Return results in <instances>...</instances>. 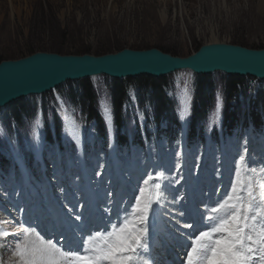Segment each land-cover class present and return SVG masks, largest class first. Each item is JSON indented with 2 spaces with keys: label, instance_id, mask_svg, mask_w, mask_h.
Listing matches in <instances>:
<instances>
[{
  "label": "rangeland",
  "instance_id": "rangeland-1",
  "mask_svg": "<svg viewBox=\"0 0 264 264\" xmlns=\"http://www.w3.org/2000/svg\"><path fill=\"white\" fill-rule=\"evenodd\" d=\"M261 1L0 0V60H19L44 52L60 56H100L115 54L121 49H159L173 57L186 58L200 46L214 43L264 50V6ZM186 77L185 73L165 77L164 89L169 93L177 80L183 84ZM189 81L194 82V78ZM244 82L247 85V98L253 100V95L260 90V86L253 79H244ZM90 84L99 89L97 100L110 102L108 80L101 78L95 82L90 81ZM67 86L69 88L64 86L60 94L74 105L73 102L77 100H71L69 92L78 91V85ZM134 92L138 97L142 95L140 90ZM172 92L175 95L174 88ZM221 92L222 89L218 87L216 94ZM241 92V98L245 101L242 89ZM53 101L51 95H46L42 98L31 97L25 103L31 110L39 105H46L50 109ZM145 104L152 106L150 99ZM74 108L79 110L75 105ZM249 108L252 111L251 104ZM8 113V110L0 111V124L4 125ZM21 122V127L26 128L27 116L22 117ZM250 140L252 135L249 134L245 138V144L251 143ZM241 153L237 148L232 159ZM256 154L258 156L259 153ZM217 161L222 164L220 159ZM243 166L252 182L253 176L249 174L253 175L251 167ZM256 168L258 169L257 165ZM232 170L233 167L229 171ZM228 174L233 176V172ZM228 174L223 175L231 180ZM259 174L254 178V185ZM253 192L255 198L254 186ZM58 195L60 196L59 193ZM241 195L244 197V194ZM246 198L244 202L248 203V196ZM255 201L251 200L252 210Z\"/></svg>",
  "mask_w": 264,
  "mask_h": 264
},
{
  "label": "water",
  "instance_id": "water-1",
  "mask_svg": "<svg viewBox=\"0 0 264 264\" xmlns=\"http://www.w3.org/2000/svg\"><path fill=\"white\" fill-rule=\"evenodd\" d=\"M182 70L204 77L220 74L264 81V50L202 45L187 58L172 57L159 49H121L100 56L35 53L0 62V110L29 97L43 96L63 84L101 76L117 82L142 77L158 80Z\"/></svg>",
  "mask_w": 264,
  "mask_h": 264
},
{
  "label": "snow or ice",
  "instance_id": "snow-or-ice-1",
  "mask_svg": "<svg viewBox=\"0 0 264 264\" xmlns=\"http://www.w3.org/2000/svg\"><path fill=\"white\" fill-rule=\"evenodd\" d=\"M155 188L158 190L155 202L158 203L161 185L157 183ZM139 191L135 210L139 213L140 222L144 223L150 219L154 201L145 199L148 189L140 188ZM246 192L249 202L244 204L243 197L232 186L231 194L225 193L223 202L212 208L213 213L223 211L224 215L209 230L199 231L195 241L186 250V264H254L253 256L258 251L261 253L260 259L264 261V227H256L258 216L264 222V201L261 209L249 217L247 209H251V200L254 199L251 183L247 185ZM77 219L80 217L77 216ZM184 227L192 228L193 225L185 224ZM148 232L147 228L138 229L131 220L125 219L119 227L113 225L110 232H90L75 249L58 246L52 239H25L17 245L16 255L20 264H132L138 250L147 247L143 237ZM254 245H259V248Z\"/></svg>",
  "mask_w": 264,
  "mask_h": 264
},
{
  "label": "trees",
  "instance_id": "trees-1",
  "mask_svg": "<svg viewBox=\"0 0 264 264\" xmlns=\"http://www.w3.org/2000/svg\"><path fill=\"white\" fill-rule=\"evenodd\" d=\"M1 62V60H0ZM166 78H160L158 80L142 77L135 80L113 81L110 84V92L113 100V107L115 108V119L118 121L119 113L121 110V103L126 100V90L128 85H134L139 88L142 95L141 98L149 100L155 109L157 116H162L169 110L170 105L165 97L163 90L164 80ZM78 91L75 93V99L82 105L85 112L91 114L96 118L94 100L95 95L90 87L88 80H82L78 84ZM220 85L222 87V93L225 97V117L227 122L232 123L235 120L236 115H240L241 109L244 105H250L252 107L251 116L256 122L259 120V112L264 114V85H261L260 90L257 91L255 98L250 100L247 98L246 91L247 85L244 79L237 77H225L220 74L214 75V77L197 76L195 81L196 96H195V108L194 117L203 118L205 112L212 107V99L215 93L216 87ZM241 89L244 94L245 103L240 101L239 95H242ZM248 100H247V99ZM231 102L236 105L231 106ZM7 110L9 117L17 120L18 116L26 115L31 108L27 103L20 102L18 104L11 105ZM32 112V110H31Z\"/></svg>",
  "mask_w": 264,
  "mask_h": 264
},
{
  "label": "bare ground",
  "instance_id": "bare-ground-1",
  "mask_svg": "<svg viewBox=\"0 0 264 264\" xmlns=\"http://www.w3.org/2000/svg\"><path fill=\"white\" fill-rule=\"evenodd\" d=\"M261 5L264 6V0L261 1ZM264 8V7H263ZM214 44H222V43H214ZM214 44H206V45H214ZM150 50V49H149ZM161 51V50H160ZM116 54V53H115ZM106 55V54H104ZM173 57V56H172ZM182 58V57H180ZM187 58V57H186ZM178 90V89H177ZM178 95V99H181L182 100V109L183 111L181 113H179V119H180V122L182 125H185V121H186V118L188 116V109H189V105H188V102H189V97H188V92L185 90V88H180L179 92L177 93ZM59 99V98H58ZM63 102V101H62ZM64 103V102H63ZM62 113V116L63 118H65V120L68 121L69 123V114L67 112H65V109L61 111ZM35 131V130H34ZM237 148H234L233 146V143L229 144L227 146V148H224L223 152L221 153L222 156H226L227 155V161L225 163L224 160H221L222 161V166H228V160L231 161L232 159V156H233V153L235 152ZM258 158V157H257ZM219 159V158H218ZM224 163V164H223ZM229 169V167H228ZM227 168L225 167L224 168V172L223 174H228L227 172ZM231 172V171H230ZM261 173L260 170H258L256 168L255 170V173L253 172V175L255 174V177L253 176L252 179H253V186L256 187V189H258V193H260L262 195V193L264 192V187H263V184L257 180V182H255L256 184L254 185V178H256V176ZM219 178H217V181L212 185L211 187V192L207 195V197L203 200L202 198H200L199 201H196L194 207L191 206L190 207V210L192 212V214L190 216H192L193 219H195L197 221V223L195 224L194 226V230H198L200 231L204 226L202 225L201 221L204 220L203 216H202V213L204 212V207H205V204L207 201H213L218 203V202H221L223 201V199L221 198V192L223 189H225L227 186L229 187V184H228V179L226 178L227 176L223 175ZM244 174H246V172H244ZM229 175V174H228ZM219 186H221V188H219ZM191 188H193V186L190 185ZM203 186H199L198 190L192 192L191 194H189L187 196V199L188 200H196V197L199 195V192H200V189H202ZM254 193V192H253ZM89 197H91L93 199V194L89 195ZM216 200V201H215ZM253 203V202H252ZM244 204H247L244 202ZM261 206H262V202L261 200L257 199L255 204H254V208H260L261 209ZM194 209V211H193ZM259 209V210H260ZM258 210V211H259ZM205 211H206V207H205ZM242 212L245 211L244 208L241 209ZM193 213H195L193 215ZM224 213V212H223ZM195 215H199V217H195ZM248 215V214H247ZM186 217V219H189V217ZM249 216V215H248ZM250 217V216H249ZM185 219V220H186ZM184 220V221H185ZM181 222V224L177 227V229L175 231H173L172 233H176V231L178 230V236H174L173 237L178 240V238H181V236H184L186 238H188V240H190V238L188 237V228L184 227L185 224H191L190 221H187L186 223ZM258 221H261V218L258 216L257 218V222H256V227L257 229H259V225H258ZM179 244V243H178ZM11 259H14L13 257H11ZM20 261V260H19Z\"/></svg>",
  "mask_w": 264,
  "mask_h": 264
}]
</instances>
